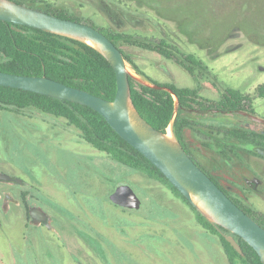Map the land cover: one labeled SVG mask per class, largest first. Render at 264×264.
<instances>
[{"label":"rangeland","instance_id":"obj_1","mask_svg":"<svg viewBox=\"0 0 264 264\" xmlns=\"http://www.w3.org/2000/svg\"><path fill=\"white\" fill-rule=\"evenodd\" d=\"M37 1L96 29L153 44L166 40L179 51H173L175 59L187 65L185 56L190 55L202 67H193L191 75L156 53L123 42L118 47L154 82L199 87L200 97L211 102L218 101L226 89L239 90L248 96L255 115L264 119V98L256 92L264 85V0ZM155 8L177 17L186 15L185 27L195 41H189L181 23L163 19ZM223 36L216 50L203 47L205 40L216 45ZM127 68L145 81L128 63ZM183 117L212 126L219 123L218 129L230 124L264 131L240 116L203 118L192 113ZM182 134L224 186L237 194L245 190L243 203L264 215L263 159L244 154L243 161L233 155L229 162L223 161L196 143L188 129ZM0 173L28 184L32 194L25 192L27 204L46 211L53 234L61 241L43 227L27 228L21 205V215L0 216V264H229L218 238L199 227L195 214L179 198L98 152L63 119L34 109L23 115L0 110ZM126 185L141 200L136 211H123L111 201L113 192ZM0 189L8 190L11 199L19 192L2 183Z\"/></svg>","mask_w":264,"mask_h":264},{"label":"trees","instance_id":"obj_2","mask_svg":"<svg viewBox=\"0 0 264 264\" xmlns=\"http://www.w3.org/2000/svg\"><path fill=\"white\" fill-rule=\"evenodd\" d=\"M13 1L63 19L90 24L83 22L66 11L49 9L47 8L48 4L44 1H40L44 6L37 0ZM143 1L148 4L147 0ZM117 2L118 4L122 3L120 1ZM155 9L163 19L175 20L181 23L182 32L188 37L190 42L195 41L192 31L185 27L186 22H188L186 15L182 14L177 17L168 14L162 9ZM98 30L117 47L119 42H123L156 53L162 58L172 60L182 66L191 75H193V67H202L190 55L185 56L187 65L175 59L173 51H179L174 46L169 45L164 39L159 43L153 44L133 39L123 33L101 28ZM225 38L226 36L221 37L215 43L216 45H212L210 41L205 40L203 47L216 50L221 46ZM252 40L257 43L256 39L252 38ZM119 49L123 53L125 61L138 75L150 83L171 89L177 98L178 107L173 122V133L178 142L180 144L183 143L181 139L182 131L190 125L189 121L183 117V114L192 110L195 105L205 107V104L198 101L200 99L199 89L154 82L140 70L121 48ZM0 72L18 76H45L67 86L84 90L107 101H112L116 95L115 72L110 63L96 49L74 39L5 21H0ZM129 84L131 100L140 116L154 129L166 133L175 108V100L172 94L164 90H157L142 85L132 77H129ZM256 92L260 98H264V85L257 87ZM226 93L231 96L230 98L233 99L234 105H239L242 101H249L248 96H242L239 90L227 89ZM28 109H34L52 117L65 120L68 126L73 127L78 132L81 140L91 145L98 152L103 153L113 162L156 181L172 195L179 198L195 214L199 227L206 234L218 238L222 252L229 264H262L257 253L245 241L227 230L215 226L196 211L179 191L169 183L168 179L142 154L121 139L97 112L86 106L69 101L53 99L21 89L0 86L1 111L23 115ZM229 135L231 138L237 139L257 138L255 134H245L236 131L230 132ZM253 154H255L254 151ZM228 197L230 196L228 195ZM230 199L264 228V215L240 205L231 197ZM227 235L234 237L242 250V254L237 253L230 243L226 241L225 236Z\"/></svg>","mask_w":264,"mask_h":264},{"label":"water","instance_id":"obj_3","mask_svg":"<svg viewBox=\"0 0 264 264\" xmlns=\"http://www.w3.org/2000/svg\"><path fill=\"white\" fill-rule=\"evenodd\" d=\"M0 21L53 33L93 47L104 56L115 72L116 95L112 101H107L45 76H18L4 72H0V86L69 101L97 112L121 139L150 161L196 211L215 226L240 237L257 253L261 263L264 264V228L240 209L193 162L176 139L173 133V122L178 107L177 98L171 89L133 77L129 73L121 50L91 25L63 19L13 0H0ZM129 77L142 85L167 91L174 97V113L166 133L154 129L134 107ZM252 118L264 123V120ZM168 130L171 131L172 138L168 137ZM254 151L264 157V148L257 147ZM0 181L20 183V180L3 173H0ZM111 198V201L119 207L131 210H138L141 207V200L127 185L117 189ZM225 239L237 253L242 254L233 236L227 235Z\"/></svg>","mask_w":264,"mask_h":264},{"label":"flooded vegetation","instance_id":"obj_4","mask_svg":"<svg viewBox=\"0 0 264 264\" xmlns=\"http://www.w3.org/2000/svg\"><path fill=\"white\" fill-rule=\"evenodd\" d=\"M109 12L112 10L111 4H109ZM107 6V5H106ZM115 19V17H114ZM199 89V87H197ZM227 90V89H226ZM225 92L221 93V97L218 101L216 102H211L207 99H203L200 97L198 100L199 102L205 104V107H200L198 105H195L192 110L189 112H186V114H198L204 116H208V114H211L212 116H219V117H227V116H240L243 117L247 120H250L251 122L258 124L259 126L264 127V123H260L257 120H254L252 117L258 118L254 110L250 108L249 106V101H242L239 105H234L233 99H231L230 95ZM242 96H247L243 93H241ZM200 96V95H199ZM261 119V118H258ZM264 120V119H261ZM189 127L186 128L188 129L192 134L193 138L195 139L196 143H199L200 146L203 147L205 151H210L213 154H216L218 157H220L223 161L229 162L231 160V157H235L239 161H243V156L244 154L249 155V156H254L258 159H263L264 157L255 153L254 149L257 147L264 148V131H256L252 128L248 127H243L241 125L239 126H231L230 124L227 126H222L224 128H219L218 125L219 123H213L215 126H212V123H207V122H199V121H189ZM216 127V128H215ZM221 127V126H219ZM232 131L236 132H242L245 134H255L257 135V138H247V139H237V138H231L229 133ZM182 142L181 146L185 150V152L190 156V158L193 160V162L205 173L207 176L210 177V179L216 181V185L223 191H225L231 198L236 200L240 205L246 206L248 208L253 209L251 205L248 206L243 203L242 199H247V197H243L244 191L245 190H238L239 193H233L229 190L227 186H224L222 181L218 178L217 175H214V171L212 169H209L210 167H206L201 161L199 160V157L197 156V152L194 151L193 149L189 148L187 145V142H185L183 138V134L181 135ZM199 151V149H198ZM253 151L255 154H253ZM200 154L201 151H199ZM197 154V155H196ZM203 159L206 157L201 155ZM211 170V171H210ZM11 177V176H10ZM14 178V177H11ZM16 179V178H15ZM212 180V181H213ZM213 181V182H214ZM250 181V180H249ZM254 181V180H253ZM251 180L250 182L253 183ZM259 181L261 182V179L259 178ZM7 184L9 186H12V191L15 190L16 188L19 190L17 195L15 194L16 197L14 199H11L6 193V191H10L11 188L8 190L5 189H0V216L1 218H6L12 213H17L20 214V207L23 205L25 208V217L23 218L25 225L27 228L31 227H43L47 231L52 233V236L59 240L57 235L55 236L53 227L51 225V219L49 215L46 213V211L37 205H31L29 206L27 204V198L25 195V192H28V194H32L29 189L30 187L28 184L24 183L23 181H20V183H16L13 181H0V184ZM249 183V185H251ZM253 185V184H252ZM223 191V192H224ZM224 192V193H225ZM262 192V191H261ZM114 193V192H113ZM225 193V194H226ZM226 194V195H227ZM227 195V196H228ZM229 197V198H230ZM113 204V203H112ZM116 207V204H114ZM123 211H136V210H131L127 209L124 207H120ZM42 218V220H40ZM73 220H75L74 216L72 215ZM61 242V241H60Z\"/></svg>","mask_w":264,"mask_h":264},{"label":"bare ground","instance_id":"obj_5","mask_svg":"<svg viewBox=\"0 0 264 264\" xmlns=\"http://www.w3.org/2000/svg\"><path fill=\"white\" fill-rule=\"evenodd\" d=\"M90 44H91V43H90ZM167 134H168V137H169V138H172V133H171L170 130H168Z\"/></svg>","mask_w":264,"mask_h":264}]
</instances>
